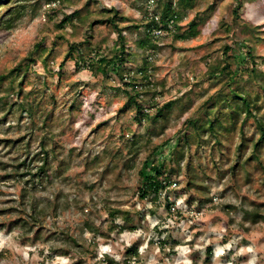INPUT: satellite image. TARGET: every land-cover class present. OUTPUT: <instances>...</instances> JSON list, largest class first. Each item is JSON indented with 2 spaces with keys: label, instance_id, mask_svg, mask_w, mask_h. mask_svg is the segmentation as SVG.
Wrapping results in <instances>:
<instances>
[{
  "label": "rangeland",
  "instance_id": "rangeland-1",
  "mask_svg": "<svg viewBox=\"0 0 264 264\" xmlns=\"http://www.w3.org/2000/svg\"><path fill=\"white\" fill-rule=\"evenodd\" d=\"M86 1L67 3L68 13ZM102 2L133 19L144 11L139 0ZM224 5L216 3L215 14L196 38L176 43L186 52L157 56L155 81L165 80L164 90L170 91L157 98L160 105L180 98L197 102L198 93L214 89L220 78H200L206 50L201 48L207 43L213 49L232 46L235 64L242 65L247 59L242 38L254 35L250 45L263 59L264 71V0L243 7L241 25L250 36L224 32ZM205 7L198 2L183 14L179 34ZM53 17L45 8L29 11L15 29L0 30V73L22 63L35 43L52 45ZM212 36L221 41H210ZM106 37L105 56L115 50V35L108 26L96 28L94 40ZM65 50L66 44L57 41L45 66L38 62L22 70L27 73L22 96L28 95L32 114L19 105L0 109V264H104L105 256L124 264L131 245L138 257L128 264H264V218L251 223L243 214L259 210L264 216V173L249 158L252 145L238 151V133L226 132L218 136L219 144L208 138L177 146L187 114L175 110L155 139L152 158L155 165H165L170 186L156 200L141 201L138 188L148 173L145 154L129 146L132 135L144 130L132 112H118L124 95L116 89V68L102 62L92 74L67 62L60 70ZM180 74L182 81L175 80ZM193 83L199 85L190 93L184 84ZM258 99L263 103L264 95ZM258 118L264 125V107ZM255 129L249 119L245 134ZM259 154L264 166L263 145ZM111 211H117L119 225L128 227L120 235L107 233ZM88 226L107 236L94 235ZM159 241L179 245L174 254L164 255Z\"/></svg>",
  "mask_w": 264,
  "mask_h": 264
},
{
  "label": "trees",
  "instance_id": "trees-1",
  "mask_svg": "<svg viewBox=\"0 0 264 264\" xmlns=\"http://www.w3.org/2000/svg\"><path fill=\"white\" fill-rule=\"evenodd\" d=\"M75 0H0V30L10 31L16 28L23 17L30 12H37L45 8L53 17V28L55 41L47 48L44 40L35 43L28 57L16 68L0 73V109L12 108L19 105L25 109L28 107L29 114L33 112V105L28 103V95L22 96L23 84L27 73L24 68H30L40 62L43 66L53 59L54 48L57 41L66 44L65 54L58 64L60 70L67 62H73L75 70H88L95 74L99 70V64L106 62L113 64L116 68L119 89L124 95V102L119 113L132 112L135 121L143 128V135H132L130 140V151L136 154H145V168L148 173L143 175L138 188V196L141 201L148 197L157 199L161 190L170 186L169 175L165 165H155L152 158L156 152L155 139L158 138L164 129V123L172 119V114L179 112L187 114L185 129L178 140L180 144L190 145L191 140L197 144L205 142L206 139H213L219 144L218 136L226 132H237L239 137L238 151L252 145L250 160L256 168L264 173V166L259 154V146H264V125H261L259 115L264 107L259 104L260 94L264 95V71L261 69L263 59L253 54V47L250 41L255 36H250L241 25V14L243 7L257 0H139L138 4L144 6L137 19L119 14V10L103 4L102 0H87L83 7L68 13L67 3ZM198 2H203L205 8L197 11L186 24V32L179 34V20L184 13L193 10ZM225 3L223 8L227 17L222 21L221 27L229 34L232 29L239 34L250 37L242 38L247 45V59L242 65L235 64L236 50L229 45L213 49L210 43L201 49H206L200 64H203L204 71L201 73V82L204 78L220 81L214 89L205 88L198 93L197 102L169 100L160 105L158 97L169 93L166 81H155L157 71V56L165 51L170 55L183 53L187 50L177 47L176 43H187L196 38L209 20L216 12V3ZM108 26L115 35V50L111 49L106 56L104 51L110 43L109 39L100 38L94 40L96 28ZM123 26V27H122ZM67 27L69 32H67ZM255 27L254 30H258ZM158 32V33H156ZM129 38L125 40L124 35ZM210 41L219 42L220 38L212 36ZM250 61V63H249ZM233 65L237 69L233 70ZM138 66V68H137ZM103 71V70H102ZM104 72V71H103ZM175 80L182 81V74ZM5 84L7 87H5ZM199 83L189 86L191 93ZM253 86V91L250 89ZM256 87L257 90H254ZM188 88V87H187ZM179 101H183L179 105ZM249 119L255 122V134H245L246 124ZM188 185L192 183L190 180ZM167 209L170 210L169 204ZM179 213H177L178 215ZM244 216L251 222L257 223L264 216L259 210L244 212ZM109 226L107 233L122 234L128 227L119 225L116 222L117 211L110 212ZM125 220V219H124ZM89 231L96 236H107V233L99 232L89 227ZM179 244H170L159 241V248L164 255L175 253ZM206 254H212L211 247L206 249ZM124 264L138 257L134 245L129 246L125 251ZM104 264H119L104 257ZM195 264V263H192Z\"/></svg>",
  "mask_w": 264,
  "mask_h": 264
},
{
  "label": "built area",
  "instance_id": "built-area-1",
  "mask_svg": "<svg viewBox=\"0 0 264 264\" xmlns=\"http://www.w3.org/2000/svg\"><path fill=\"white\" fill-rule=\"evenodd\" d=\"M156 33H158V32H156Z\"/></svg>",
  "mask_w": 264,
  "mask_h": 264
}]
</instances>
